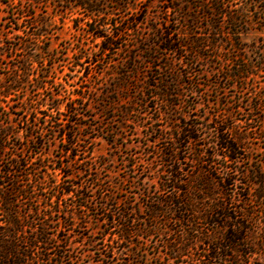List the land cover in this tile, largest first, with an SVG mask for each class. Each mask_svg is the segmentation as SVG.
<instances>
[{
  "label": "trees",
  "instance_id": "trees-1",
  "mask_svg": "<svg viewBox=\"0 0 264 264\" xmlns=\"http://www.w3.org/2000/svg\"><path fill=\"white\" fill-rule=\"evenodd\" d=\"M112 1L118 8L124 7L120 0ZM161 1L165 16L152 26L157 39L153 41L144 36L128 48L125 70L119 71L109 86L111 118L117 115L126 118L136 103L149 107L156 99L160 100L161 109L155 108V111L164 112L168 118L166 123L156 127L153 122L147 126L143 123L151 129V135L157 134L152 139L153 146L161 141L165 143L159 151L165 178L159 181L158 187H145L142 194L145 218L128 199L118 197L115 192L108 194L107 186H99L101 190L97 195L89 194L96 177H89L85 185H65V178L75 173L66 172L61 165L57 167L60 181L53 185L59 188L54 199L44 198L43 205L24 209L25 202L34 201L35 187L40 192L44 189V175H39L41 171L34 165V156L26 155L25 150L31 148L30 151L41 158L45 145L59 137L68 143L66 150L73 160L81 156L78 151L81 134L74 125L81 116L78 103L84 95L78 91L77 97L69 98L63 120L48 111L58 110L53 103L46 109H41L42 103L32 109L27 105L21 93L27 92L30 85L48 90L49 69L56 60L50 49L38 50V41L49 33L48 18L37 20L35 15L34 19L36 13L23 6L18 8V13L11 12L28 17L25 19L28 28H15L13 40L5 33H1L5 37L0 38V69L3 60L13 59V54L22 56L0 81V264H83L71 251L74 242L71 232L81 223L90 221V211H96L100 228L87 240L89 250L99 257L94 259L97 264H145L140 260V244L156 234L160 221L172 230L165 248L175 264H264V171L241 167V161L248 158L250 151L249 131L241 130L232 111L227 115L215 112L208 118L206 114H194V105L190 111L179 110L182 76L189 77L190 72L183 69L181 74L175 68L177 63L182 67L190 62L196 64L197 57L205 54L204 50L212 51L205 56L208 58L212 53L218 56L222 48L229 52L236 50L237 57L243 58V52L249 48L241 43L239 35L264 13V0H185L187 8L177 4L181 0ZM30 2L33 9L44 5L48 11L51 5L50 17L78 12L71 20L84 21L91 28L89 32L101 39L100 51L104 53L119 47L118 40L137 30L135 25L139 22L132 18V27L129 24L126 27L111 19L110 27H106L108 22L101 23L105 14L102 0ZM200 19H205L206 23L202 24ZM220 35L225 37L220 39ZM44 54L48 55L46 62L50 61L48 68H44L40 60ZM31 57L36 58L34 61L41 67L38 74H31ZM231 60L232 66L224 78L245 80L251 73L250 68ZM260 65L264 67V58ZM142 68H147V75L141 73ZM132 89L133 94H130ZM262 98L264 95L257 96L253 110L263 109ZM50 100H54L53 96ZM172 110L178 112L175 117H170ZM57 113L63 114L59 110ZM202 116L203 121H199L197 118ZM256 118L264 121L260 114ZM251 119L246 118V124H250ZM34 120L43 121V125L50 122V125L42 126L37 135L31 127H26L23 140L15 128ZM155 120H160L159 116ZM208 125L213 127V134L205 135L204 127ZM47 132L50 136H46ZM110 134V142L117 144L116 133L111 131ZM130 168L134 170V164ZM81 170L91 174L90 167ZM69 197L78 200L63 204ZM108 234L109 242L104 243ZM86 255L92 256V253Z\"/></svg>",
  "mask_w": 264,
  "mask_h": 264
},
{
  "label": "rangeland",
  "instance_id": "rangeland-1",
  "mask_svg": "<svg viewBox=\"0 0 264 264\" xmlns=\"http://www.w3.org/2000/svg\"><path fill=\"white\" fill-rule=\"evenodd\" d=\"M102 2L105 14H103L104 17L101 23L108 22L106 27H110L111 19L113 23L121 22L126 27L128 24L129 27H132V18L139 20L138 24L135 23L137 30L129 32L130 34H124L118 40L119 47L115 46L112 51L105 53L100 51L101 39L95 38L89 32L91 28L84 21L74 22L71 20L72 17L79 15L78 12L73 15L67 13L64 15L65 17L59 15L50 17L51 5L47 11L44 5L33 9L30 0H22V2H18V0H0V34H7L9 40H13L12 37L17 32L15 28H28V21L25 20L28 17L11 14V12L18 13L19 7H27L35 12L34 19L35 15L37 20L43 17L48 18L49 33L45 38L38 41V50L50 49V53L54 54L56 62L49 69L50 76L47 79L48 82L46 81V85L49 87L48 90L37 89L30 85L27 92L21 93V96H25L24 100L27 105L31 108L38 106V103H42L41 109H46L53 103L58 106V110L63 114L59 115L58 110L55 111L53 108L48 109V111L60 116V119L63 120L66 117L64 112L69 98L77 97L76 93L78 91L84 95L83 100L78 103L81 116L78 124L74 125L81 134V145L78 148L79 153L82 154L81 156L73 160L70 152L66 150L69 147L68 143L61 141L59 137L56 140L51 139L45 145L44 154L41 158L39 154H33L30 151L31 148L25 150L26 155L34 156V165L39 166L41 171L39 175H44L42 179L44 189L40 192L35 187L34 201L25 202L24 209H27L30 205H43L44 198L55 197L59 188H54L53 185L55 182L60 181L61 175L57 169L59 165L64 167L66 172L75 173L74 176L65 178V185L72 183L85 185L89 177H96L97 179L92 183L89 194L97 195L101 190L99 186H107L108 194L109 192H115L118 197L128 199L127 201L144 218L147 217L145 197L142 195L145 187L149 186L151 189L154 186L158 187L159 181L165 178L164 173L161 172L162 161L159 155V151L163 149L165 143L161 141L153 146L152 139L157 134L151 135V129L146 128L150 122H153L155 127L159 123H166V119H168L166 114L155 111V108L161 109L160 100L156 99L154 103L151 102L149 107L136 103L133 111L129 112L126 118L117 115L113 119L109 116V86L118 72L125 70L124 64L127 62L129 55L128 48L139 43L141 37L144 36H149L153 41L157 39L152 26L159 23L165 16L163 2L161 0H120L121 4L124 5L123 8L115 6L112 0H102ZM177 4L183 8H187L188 5L185 0L178 1ZM200 11L202 12V10ZM17 16L20 18L18 19ZM261 16L264 17V13L258 15L261 23H259V19L258 21H251L246 26L247 30L239 35L241 43L249 48L243 52V58L237 57L239 52L236 50L229 52L225 48L217 53L218 56L212 53L213 56L211 55L208 58L205 56L212 51L204 50L202 52L205 54L202 57H197L196 64L190 62L186 67H182L177 63L175 68L181 74L184 73L183 69L190 72L189 77L182 76L184 83H181L179 87L182 93L179 110L187 112L194 105L196 107L193 110L194 114H206L208 118H211L215 112L227 115L229 111H232L236 117V123L241 126V130L246 128L249 131V140L251 141L248 158L241 161V167L261 168L264 171V121H258L256 118L260 114L261 119L264 120V107L261 111L253 110L257 96L264 95V67L259 66L261 59L264 58V18ZM173 17V13H171V19ZM200 22L205 24L206 20L200 19ZM37 24H35L33 30L36 29ZM197 31L204 30L198 29ZM4 37V34H1L0 38ZM219 37L221 39L225 36L220 35ZM223 41L222 43L225 46L226 43ZM46 54L40 59L44 68H48L50 64V61L46 62V59H48ZM19 55L13 54V59L3 60L0 69V81L1 76L3 77L6 73L11 72L13 64L19 62L20 57H22ZM35 59L31 57L29 60L33 63L31 74H38L41 71V67L39 63L34 61ZM231 59H235L238 63H245L250 68L251 73L245 80L238 79L235 81L224 78L232 66ZM146 71L147 68H142L141 73L147 75ZM188 79L190 81L187 82ZM133 90L129 93L133 94ZM126 93L123 91L124 95H127ZM52 96L53 101L50 100ZM262 103L264 104V98H262ZM177 113L172 110L170 117H175ZM38 115L42 114L38 113ZM157 116L160 120H155ZM203 117L197 119L203 121ZM246 118L254 120L251 119L250 124H246ZM42 122L34 120V122L29 121L28 124L20 123L15 131H18V136H21L24 140L26 127H31L34 135H37L42 130V126L48 127L50 125V122L44 125ZM204 130L205 135L213 134V127L210 125L204 127ZM111 131L116 133L115 142L117 144L110 142ZM46 136H50V133L47 132ZM156 150H158V153L155 154L154 151ZM131 164H134V170L130 168ZM89 167L91 174L82 172L81 169H88ZM73 200L77 201L78 198L70 199L69 197L66 201H63V204H73ZM90 213V221L81 223L75 228L74 232H71V239L74 241L71 251L81 258L80 262H83V264H97L94 259L99 258L87 247L88 236L93 231L100 229L95 218L98 216L96 211H90ZM158 224L159 230L156 234L146 241L143 240L145 242L140 244V260L145 264H175L172 259H169L165 248V243L168 241L172 230H169L168 224L163 221ZM99 237H103V235L99 234ZM108 239L109 234L105 237L104 243H108ZM88 253H92L94 257L86 255Z\"/></svg>",
  "mask_w": 264,
  "mask_h": 264
}]
</instances>
